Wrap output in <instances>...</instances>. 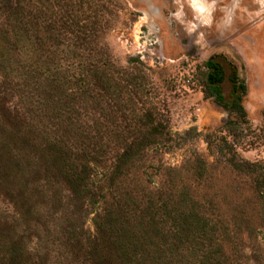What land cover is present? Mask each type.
Masks as SVG:
<instances>
[{
  "label": "rangeland",
  "instance_id": "rangeland-1",
  "mask_svg": "<svg viewBox=\"0 0 264 264\" xmlns=\"http://www.w3.org/2000/svg\"><path fill=\"white\" fill-rule=\"evenodd\" d=\"M100 214L123 264H264V0H0V264H97Z\"/></svg>",
  "mask_w": 264,
  "mask_h": 264
},
{
  "label": "trees",
  "instance_id": "trees-1",
  "mask_svg": "<svg viewBox=\"0 0 264 264\" xmlns=\"http://www.w3.org/2000/svg\"><path fill=\"white\" fill-rule=\"evenodd\" d=\"M201 66L203 69L200 70V84L202 87L201 91L203 96L205 98H212L215 102L220 104L229 115L233 116L229 117L225 121L224 126L228 131L231 132L233 138L240 137L243 134L242 125L247 123L244 110L240 104V98L243 92L242 81H240L232 71L228 78V81L231 83L232 87L231 98L230 100L224 101L220 89V84L223 82L224 74L220 63L215 61L213 57H208L202 61ZM51 146H53L55 149V151H53V160L55 159L61 161L64 159L68 160L70 158V156H67L65 151L61 148L55 145ZM130 149V145L126 146V148L117 156L118 163H121L129 156L131 152ZM63 166H65V170L67 171L66 179L73 186V190L75 192H79V190H81L82 182L88 177L89 174V168L87 164L81 163L79 165L80 167L77 169H75L76 166H73V162L67 164L64 163ZM97 218L94 221V226L98 232V236H96V239H94L97 241L100 238V242L105 247V253H103L104 251H99L93 246V249H95L94 252H96L97 255V264H111L112 258L110 255L112 253L110 250H113L116 255H118L120 251L121 257L120 259H117L119 264H121V262L122 264L124 262H128L131 256V249H133L134 246L131 245L129 240L124 238L118 239L117 235H114V233L113 235L106 234L110 230V227L107 226L109 215L100 214L97 215ZM104 235H106V238H102Z\"/></svg>",
  "mask_w": 264,
  "mask_h": 264
}]
</instances>
